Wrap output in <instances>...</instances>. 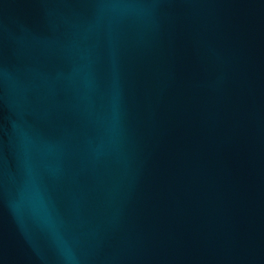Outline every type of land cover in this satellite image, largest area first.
Returning a JSON list of instances; mask_svg holds the SVG:
<instances>
[{"label": "water", "instance_id": "95a60500", "mask_svg": "<svg viewBox=\"0 0 264 264\" xmlns=\"http://www.w3.org/2000/svg\"><path fill=\"white\" fill-rule=\"evenodd\" d=\"M0 264H264V0H0Z\"/></svg>", "mask_w": 264, "mask_h": 264}]
</instances>
